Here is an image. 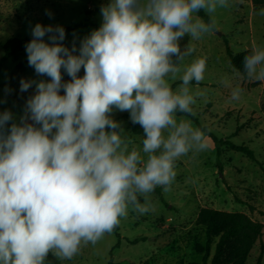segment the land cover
I'll use <instances>...</instances> for the list:
<instances>
[{"label":"clouds","instance_id":"clouds-1","mask_svg":"<svg viewBox=\"0 0 264 264\" xmlns=\"http://www.w3.org/2000/svg\"><path fill=\"white\" fill-rule=\"evenodd\" d=\"M228 7L230 0H111L78 54L75 43L71 49L62 43V26L35 25L25 46L28 64L50 81H20L21 92L35 84L36 93L7 134L12 113L0 114V264H44L50 252L73 258L82 245L110 234L130 207L148 213L150 194L168 191L174 181L175 162L207 149L205 132L177 117L196 114L193 105L205 93L193 94L190 84L203 81L206 58L182 68L177 62L195 46L181 51L179 41L211 34L217 9ZM243 66L248 79L264 81V47H254ZM177 78L182 83L174 91L169 81ZM242 91L233 88L231 99ZM113 107L142 127L141 150H129L109 116Z\"/></svg>","mask_w":264,"mask_h":264},{"label":"rangeland","instance_id":"rangeland-1","mask_svg":"<svg viewBox=\"0 0 264 264\" xmlns=\"http://www.w3.org/2000/svg\"><path fill=\"white\" fill-rule=\"evenodd\" d=\"M139 2L143 4L145 0ZM109 3L111 0H25L24 3L1 0L0 9L5 12L4 27H0V59L5 54L3 45L9 39L31 37L37 23L45 27H68L88 18L91 24L66 34L62 42L69 49L75 43L78 54L80 42L101 26V8ZM16 9H30L28 18L22 19L19 26L12 22V10ZM261 9L264 6H255L252 0H230V7L218 8L214 14L217 27L211 34L200 40H191L185 34L179 41L181 51L189 43L195 46V51L185 57L180 66L183 68L194 59L206 58V70L202 82L190 84L193 94L205 93L196 98L195 116L177 113V117L192 120L194 127H207L219 139L249 146L255 160L227 145L221 146L219 155L205 133L207 149L195 155L190 152L175 162L174 181L168 191L157 187L150 194L152 209L148 213L141 215L130 207L127 216L120 219L118 234L112 231L96 245H82L71 259L55 257L57 264H108L111 260L117 264L201 263L203 255L196 252V247L205 246L206 233L204 227L196 224V219L205 207L243 212L264 224V81L246 80L231 66L227 51L229 48L233 54H239L264 47ZM44 40L51 43L47 35ZM21 80L50 81L29 66L26 49L0 66V114L8 111L13 116L5 134L13 123H22L26 103L36 93L35 84L21 92ZM179 81V78L169 81L174 91L180 87ZM222 81H227V86ZM235 87L243 89L239 100L231 99ZM109 116L123 129L129 150L133 147L141 150L143 136L134 132L130 113L113 107ZM261 242H264V233L254 246L248 264L257 263ZM261 264H264V256Z\"/></svg>","mask_w":264,"mask_h":264},{"label":"trees","instance_id":"trees-1","mask_svg":"<svg viewBox=\"0 0 264 264\" xmlns=\"http://www.w3.org/2000/svg\"><path fill=\"white\" fill-rule=\"evenodd\" d=\"M255 6L263 7L264 0H252ZM199 16L205 22L209 20V16L203 11L198 12ZM91 24V21L86 20L75 25L63 27L65 35L74 32L80 27ZM31 37L25 39L11 38L4 45V57L0 59V66L9 58L15 57L21 51L26 49V44L32 40ZM231 66L239 71L246 80H249L244 72L243 60L246 55L251 54L252 50L248 49L239 54H233L228 48ZM175 61V57H173ZM180 63V62H177ZM62 80L67 83L71 81V77L61 69ZM84 69L81 68L78 73L79 77H83ZM182 83V81H179ZM60 94H64L61 89ZM30 123H33L30 122ZM39 127V125H36ZM206 135L211 138L215 144L218 154L222 145L229 146L230 149L241 152L248 158L255 160L254 151L247 145H237L232 143L229 139L223 140L216 137L207 127H201ZM119 130V129H118ZM133 130L136 134H140L144 139V132L139 124H133ZM196 224L205 228L206 244L205 246L197 245L196 252L202 254V262H192L188 264H248L250 254L258 241L262 240L264 233V224L260 221L254 220L251 216L243 212H230L214 208H202L197 216ZM119 227L117 226L113 231L118 234ZM264 256V242H261V251L256 264H261ZM46 264H57L55 256L50 252L46 259ZM108 264H117L111 260Z\"/></svg>","mask_w":264,"mask_h":264},{"label":"crops","instance_id":"crops-1","mask_svg":"<svg viewBox=\"0 0 264 264\" xmlns=\"http://www.w3.org/2000/svg\"><path fill=\"white\" fill-rule=\"evenodd\" d=\"M17 1H19L20 3L25 2V0H17ZM0 2H1V0H0ZM25 5H28V4L26 3ZM3 12H5V11L0 9V14L2 15V16H0V27H4V25H3V21H4L3 14L4 13ZM12 12H13V18H12L13 25L19 26L21 24L22 19L28 18L29 15H27V14L30 12V9H28V11H26V10L20 11L19 9L18 10L16 9V10H12ZM22 13H24V14L21 16Z\"/></svg>","mask_w":264,"mask_h":264}]
</instances>
